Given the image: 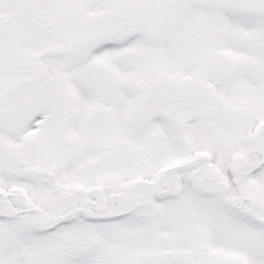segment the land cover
Masks as SVG:
<instances>
[{
	"label": "snow or ice",
	"instance_id": "1",
	"mask_svg": "<svg viewBox=\"0 0 264 264\" xmlns=\"http://www.w3.org/2000/svg\"><path fill=\"white\" fill-rule=\"evenodd\" d=\"M0 264H264V0H0Z\"/></svg>",
	"mask_w": 264,
	"mask_h": 264
}]
</instances>
